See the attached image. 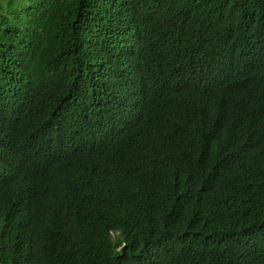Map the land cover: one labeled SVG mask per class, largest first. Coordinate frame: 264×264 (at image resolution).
Masks as SVG:
<instances>
[{
	"label": "trees",
	"instance_id": "16d2710c",
	"mask_svg": "<svg viewBox=\"0 0 264 264\" xmlns=\"http://www.w3.org/2000/svg\"><path fill=\"white\" fill-rule=\"evenodd\" d=\"M0 264H264V0H0Z\"/></svg>",
	"mask_w": 264,
	"mask_h": 264
}]
</instances>
